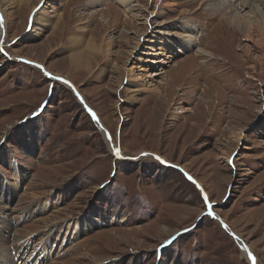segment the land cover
I'll return each mask as SVG.
<instances>
[{"label": "rangeland", "instance_id": "1", "mask_svg": "<svg viewBox=\"0 0 264 264\" xmlns=\"http://www.w3.org/2000/svg\"><path fill=\"white\" fill-rule=\"evenodd\" d=\"M136 1L127 14L115 0H0V255L24 263L21 232L32 250L50 238L58 264H251L239 243L264 264V57L207 4ZM189 29L206 55L184 50ZM88 41L102 52L73 64Z\"/></svg>", "mask_w": 264, "mask_h": 264}, {"label": "bare ground", "instance_id": "2", "mask_svg": "<svg viewBox=\"0 0 264 264\" xmlns=\"http://www.w3.org/2000/svg\"><path fill=\"white\" fill-rule=\"evenodd\" d=\"M20 1L21 0H4V3L8 2L7 6L10 7L14 4H18ZM115 1L117 3H119L121 6L124 5V10L127 14L130 13L131 10L136 9L135 7L138 5V3H134V1H136V0H115ZM176 1L177 0H156V4H158L159 6H165L168 9H174L173 7H175L177 5ZM195 1H198L199 4H201V5L202 4L209 5L211 11H213L214 14L217 15V18L219 17L221 19V21L227 22L230 25L231 30L237 31L238 33H240L244 37V39L246 41H248L242 47V50L246 55H252L253 54L255 56L256 55L260 56V58L264 57V14L262 13V10H264V0H242L241 1V5L243 8L249 7L251 9V11L253 12V18L244 16L240 12L236 11L233 8V5L231 4L230 0H195ZM129 5H130V7H128ZM1 7H3V8H1ZM1 7H0V17L3 18V21H6L7 17H8V13H7L8 7H4L3 5H1ZM133 16L137 17V15H133ZM37 18H39L38 15H37ZM41 21L43 23H48V20L45 17H41ZM36 30L37 29L33 30L32 34H31L32 36L36 35ZM189 32H190V34H188V36L193 37L194 31L192 29H189ZM80 37L81 36L78 34L73 35L71 40H70L71 43L73 45L80 44L81 43ZM194 37H195V40L191 41V39H189L191 41L190 45L186 46L184 48V50H188V49L191 50L193 48V50L196 52L197 55H199V54H205L206 55L207 54L206 50H204L200 46H198V44L196 42L197 41L196 40V34L194 35ZM110 40H112V39H110ZM85 45H84L85 48L83 50H75L74 49V51L71 53L70 60L72 61L73 64L75 63V64L80 65V64L85 63V61H86L85 58H86V54H87L86 50L95 51V52L96 51L102 52V50L93 42H89V41L87 43L85 42ZM49 73H51V72H49ZM52 74H53L52 76L62 77L64 80L68 81V79L64 76L54 74V73H52ZM128 78L131 81H134L133 75H129ZM74 89H75V87H74ZM139 90H141V88H139V85H134V86H132V89L130 90V92L135 93V92H138ZM134 95L135 94H132L130 96V98L131 99L135 98ZM41 129H43V128H41ZM111 148H113L112 150L115 153V149L117 147H114V145H113V146H111ZM122 156L123 155L120 152L119 157H122ZM18 173L21 176L22 170H20ZM2 177H3V175L0 172V179L1 180L3 179ZM6 211H8V207L0 204V214L2 215L1 216L2 217L1 218L2 219L1 224L3 225L2 231L0 230V239L4 243L11 238L10 237L8 239L9 235H5L3 232L4 229L7 228L8 230H10V227H11L9 222H10L12 217L10 218L8 215L9 213H7ZM32 212H33V207L30 206L28 209H25L23 215H25V213L27 215V214L32 213ZM5 213H7V214H5ZM91 220H93L92 223H94V224L92 225V224L85 222L86 227H91V226L96 225L95 219L92 218ZM17 221H18V219H17ZM83 224H84V222H81V224L79 222H76V223L73 222V224L70 227H71V229H75V231H79L82 226L85 228V224L84 225ZM53 226H55V229H51L50 232L51 231L54 232V235H56L57 233L60 232L61 234H60V236L59 235L58 236H59V238L61 237V239H62L63 233L68 235V232H66L64 227H62V226L57 227L56 225H53ZM77 229H79V230H77ZM28 234H30V233L22 234L21 232H16L13 234L12 239H14V240H12V246H13V249L15 250L14 255H13V257H14L13 260L15 258L22 257L25 260L24 263L22 262V264H36V261H39L40 257H43L49 261L45 264H50L51 261H52V264H58L57 260L54 259V255L56 253V244L53 243V245H50L51 244V243H49L50 238H47V241L44 243L43 246H39L36 248V250H32L30 248L32 247L31 244H32L33 239L31 236H27ZM59 238H58V240H59ZM23 240H26V241H23ZM2 244L0 243V246L3 249L5 247ZM239 245H240L242 251L244 252V254L246 255V257L248 258V252H250L249 249L247 248L248 246H246L243 243H239ZM40 248H41V250H40ZM245 248H247L248 252L244 251ZM38 250H40V251L38 252ZM44 250H47L46 254H45ZM34 255H36V256H35V259L33 260L32 258ZM37 258H39V259H37ZM248 260L252 264V262L249 258H248ZM17 261H18V259H17ZM0 262H1V264H13V261H12L11 256H10V249H9V251H8V248H7V251L2 250V254L0 255ZM256 264H259L257 260H256Z\"/></svg>", "mask_w": 264, "mask_h": 264}, {"label": "snow or ice", "instance_id": "3", "mask_svg": "<svg viewBox=\"0 0 264 264\" xmlns=\"http://www.w3.org/2000/svg\"><path fill=\"white\" fill-rule=\"evenodd\" d=\"M2 23H3V18L0 17V24H2ZM0 52H3V49H2V48H0ZM27 63H31V62L28 61ZM37 67H42V66H37ZM45 75H49V76H51V74H50V73H47V72L45 73ZM52 78L55 79V80L62 81L65 85H68L69 87H72V88L74 89V86L71 85L69 81L64 80L62 77H52ZM77 96H79L78 93H77ZM81 99H82V98H81ZM88 111L90 112L92 118H93L94 120H96L97 122H99V120H98V118L96 117L95 113H94V112H91L90 109H89ZM108 138H109V140H111V136H109ZM115 155H116L117 157L120 156V149H119V148H116V149H115ZM156 158H157L158 160L160 159L159 157H156ZM181 171H182V170H181ZM187 179L190 180V181H192L193 184H196V182L193 180V178H192L191 176H187ZM196 187L199 188L200 186L197 184ZM201 191H202V189H201ZM202 200H203L204 206H205V208H206V212H205V214H206L207 216H210V217L215 218V213H214V211H213V205H212V203L210 202V200H209V198H208V196H207L206 194H204V195L202 196ZM225 227H226V226H225ZM173 239H175V237H173ZM170 242H171V241H169V243H170ZM244 251L248 252L247 248H245ZM248 258L251 260L252 264H256V257H255L251 252H248Z\"/></svg>", "mask_w": 264, "mask_h": 264}, {"label": "water", "instance_id": "4", "mask_svg": "<svg viewBox=\"0 0 264 264\" xmlns=\"http://www.w3.org/2000/svg\"><path fill=\"white\" fill-rule=\"evenodd\" d=\"M45 70V69H44ZM71 83V82H70ZM72 84V83H71ZM73 86H74V84H72ZM71 89H73L72 87H70ZM76 88V87H75ZM74 90V92H76V94L78 93L77 92V90L76 89H73ZM79 94V93H78ZM78 98L80 99V101H83V98H82V96H81V94H79V96H78ZM82 98V99H81ZM83 104H84V102H83ZM85 105V104H84ZM98 124H99V126L102 128V130L103 131H106V129H105V127L100 123V122H98ZM110 145L111 146H113V143H110ZM113 149V148H112ZM153 156H155V157H158V156H156L155 154H152ZM141 156H142V154H141ZM140 155L138 156V157H136V158H133L134 160H137V159H139L140 157H141ZM132 159V158H131ZM199 186H200V184L198 183V182H196ZM201 187V186H200ZM234 235V234H233ZM234 237L236 238V239H238V240H240V241H242V242H244L239 236H237V235H234ZM245 243V242H244ZM246 244V243H245ZM247 245V244H246Z\"/></svg>", "mask_w": 264, "mask_h": 264}]
</instances>
